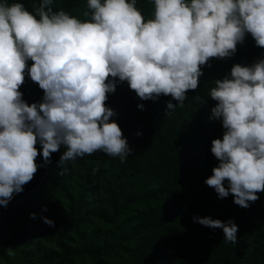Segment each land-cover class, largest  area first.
<instances>
[{"label": "clouds", "instance_id": "obj_1", "mask_svg": "<svg viewBox=\"0 0 264 264\" xmlns=\"http://www.w3.org/2000/svg\"><path fill=\"white\" fill-rule=\"evenodd\" d=\"M54 2L37 0L30 10L22 0H0V205L5 207L61 148L58 164L65 166L97 150L121 162L133 153L118 121L110 119L115 109L106 103L118 84L127 82L141 101L170 95V114L183 106L187 90L198 88L210 58L233 56L249 34L264 46V0H150L147 15L137 0H87V19L54 10ZM26 78L43 89L40 101L24 99ZM209 97L216 101L209 119L220 120L224 131L211 140L218 164L204 183L219 198L231 193L234 203L250 207L264 192V55L250 64L234 63L214 79ZM42 219L55 227L54 219ZM192 219L222 228L225 241L237 240L233 218L195 214Z\"/></svg>", "mask_w": 264, "mask_h": 264}, {"label": "trees", "instance_id": "obj_2", "mask_svg": "<svg viewBox=\"0 0 264 264\" xmlns=\"http://www.w3.org/2000/svg\"><path fill=\"white\" fill-rule=\"evenodd\" d=\"M22 2L32 10L37 0ZM53 7L87 19V0H55ZM137 7L147 15L150 0H137ZM262 55L264 46L249 34L233 56L210 58V66H202L198 88L187 90L183 106L170 114V95L141 101L127 82L118 84L106 103L115 109L117 115L110 119L118 121L133 153L121 162L97 150L65 166L58 164L63 148L54 152L52 162L38 168L24 191L6 207L0 205V237L9 233L6 238L20 247L33 235L26 251L36 247V252L28 256L45 251L38 246L42 239L77 264H264V192L250 207H242L233 202V194L219 198L204 183L218 164L211 140L224 131L220 120L209 119L216 103L209 97L214 79L223 78L234 63L250 64ZM21 90L29 103L43 97V89L30 78ZM32 205L54 219L55 227L42 219L19 229L22 214ZM195 214L233 218L237 240L225 241L222 228L193 222Z\"/></svg>", "mask_w": 264, "mask_h": 264}, {"label": "rangeland", "instance_id": "obj_3", "mask_svg": "<svg viewBox=\"0 0 264 264\" xmlns=\"http://www.w3.org/2000/svg\"><path fill=\"white\" fill-rule=\"evenodd\" d=\"M36 208V205H32L29 208L27 207L25 212L26 214H22L20 222H18L19 229L23 228L24 226H37L41 224L43 216ZM33 212L37 214L35 218L30 215ZM7 235L10 234L5 233L0 237V264H77V260L71 261V259L65 257L63 252L58 247H55V245L50 243H45L42 239L40 240V244H38V246L43 248L45 251L42 254L36 253L34 256H28L30 253L32 254V252H36V247H32L31 250H29V253L26 251L27 248L30 249L28 241H30V239H32L34 236H26L24 239L27 240V242L24 241V239L22 242H20V247L23 246L24 248L21 247L22 249L19 251L20 247H14L13 245L17 242H13L6 238ZM33 241L36 242L37 240ZM45 255L46 257H44Z\"/></svg>", "mask_w": 264, "mask_h": 264}]
</instances>
